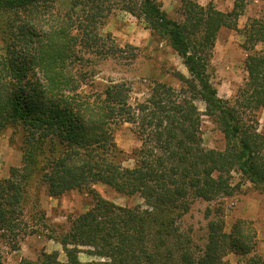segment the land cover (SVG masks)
I'll return each mask as SVG.
<instances>
[{"label":"trees","instance_id":"16d2710c","mask_svg":"<svg viewBox=\"0 0 264 264\" xmlns=\"http://www.w3.org/2000/svg\"><path fill=\"white\" fill-rule=\"evenodd\" d=\"M247 1L221 11L181 0L174 19L158 0H69L62 14L56 0H0V135L10 129L21 140V166L0 179V264L4 249L19 247L27 191L38 180L54 197L85 189L92 203L69 217L66 232L50 236L64 261L57 251H42L17 264H264V254L249 255L247 221L224 231L222 205L240 184H232L233 172L264 188V135L255 115L264 108V22L253 19L242 30L246 77L231 100L217 95L207 71L218 31L237 29ZM114 10L143 20L179 56L188 72H175L179 87L156 81L133 103L123 82L96 94L78 91L69 73L82 60L77 48L101 57L119 50L98 32ZM202 115L222 133V149L203 146ZM117 122L130 124L139 142L130 152L114 141ZM94 183L138 195L143 204H115ZM196 200L208 204L202 248L180 222ZM228 251L239 255L234 263L223 259ZM80 252L91 258L81 261Z\"/></svg>","mask_w":264,"mask_h":264},{"label":"rangeland","instance_id":"374dc122","mask_svg":"<svg viewBox=\"0 0 264 264\" xmlns=\"http://www.w3.org/2000/svg\"><path fill=\"white\" fill-rule=\"evenodd\" d=\"M158 1L168 16L180 19L181 0ZM193 1L201 5L210 2L221 11H228L233 5V0ZM68 7L69 0L55 2V11L61 14ZM5 18L6 16L0 15V41ZM253 19L264 22V0H248L243 14L237 19V29L221 28L217 33L207 71L220 98L231 100L246 77L244 59L247 52L241 47L242 30ZM98 32L105 39L106 46L112 45L119 50L116 54L101 57L91 51L86 52L81 47L77 48L82 60L70 67L69 73L79 92L96 94L109 83L123 82L130 88L129 102L133 103L147 97L156 81L179 87L181 83L175 72L188 77L181 59L171 47L154 35L143 20L128 12H110L98 27ZM255 49H262V45L258 44ZM195 104L200 111L204 110L202 101L196 100ZM255 115L258 130L264 135V108L258 109ZM201 120L203 146L222 149L224 139L216 124L206 115H202ZM131 128L126 122H117L112 128L114 141L126 152H130L139 144ZM125 164L130 165L131 161L128 160ZM20 166V136L6 129L0 135V179L8 176L11 167ZM231 182L240 184L232 196L223 198L224 231L229 232L238 220L247 221L245 230L251 234L253 229L254 236L252 241H249V255H263L264 188H256L248 181L241 180L235 172L232 173ZM92 188L103 198L118 205L131 207L143 204L138 195L126 196L102 183H94ZM27 194L24 221L28 227L19 236L17 250L4 249L2 264H17L22 258L36 259L42 251H57L59 260L64 261L65 255L61 246L50 236H57L68 230L69 217L83 212L90 206L91 194L85 189H73L59 196H50L40 180L30 184ZM207 205V202L201 200L194 201L180 220L182 228L190 232L193 242L200 248L203 247L207 235V219L204 215ZM238 256L228 251L223 259L234 263ZM90 258L84 252L79 253L81 261Z\"/></svg>","mask_w":264,"mask_h":264}]
</instances>
